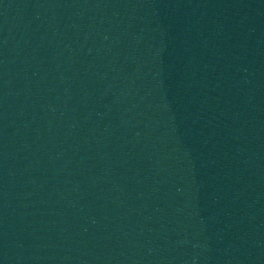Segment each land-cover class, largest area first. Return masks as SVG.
<instances>
[{
  "label": "water",
  "instance_id": "1",
  "mask_svg": "<svg viewBox=\"0 0 264 264\" xmlns=\"http://www.w3.org/2000/svg\"><path fill=\"white\" fill-rule=\"evenodd\" d=\"M0 264H264V0H0Z\"/></svg>",
  "mask_w": 264,
  "mask_h": 264
}]
</instances>
